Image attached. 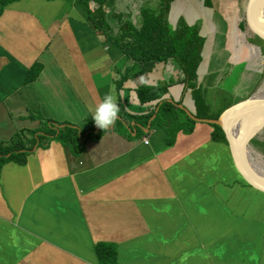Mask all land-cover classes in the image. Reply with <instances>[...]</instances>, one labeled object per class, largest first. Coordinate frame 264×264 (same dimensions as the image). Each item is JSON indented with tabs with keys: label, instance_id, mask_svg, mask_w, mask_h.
<instances>
[{
	"label": "crops",
	"instance_id": "1",
	"mask_svg": "<svg viewBox=\"0 0 264 264\" xmlns=\"http://www.w3.org/2000/svg\"><path fill=\"white\" fill-rule=\"evenodd\" d=\"M119 1L105 4L113 35L117 18L135 14ZM180 1L175 16L171 4L169 23L182 18L193 26V0ZM202 7L206 42L198 79L209 103L210 91L229 72L231 55L223 42L230 30L219 13ZM0 10V145L18 132L37 130L44 120L86 132L77 157L52 140L35 144L24 166L9 162L1 168L0 264H99L94 246L101 242L116 245L117 264H264V190L246 182L227 145L211 141L208 124L177 134L171 147L157 125L134 140L142 127L134 118L155 106L137 99L144 81L174 82L165 99L194 113L190 91L175 84L171 62L157 65L146 79L129 75L117 90L124 55L96 33L84 8L65 0H0ZM139 18L140 9L136 22L121 25L138 28ZM259 18L253 17L251 32L260 29L254 47L264 49ZM237 49L241 70L258 83L264 56ZM36 64L40 73L25 83ZM105 94L114 97L116 120L134 139L115 130L116 121L98 140L88 138L95 129L92 113Z\"/></svg>",
	"mask_w": 264,
	"mask_h": 264
},
{
	"label": "trees",
	"instance_id": "2",
	"mask_svg": "<svg viewBox=\"0 0 264 264\" xmlns=\"http://www.w3.org/2000/svg\"><path fill=\"white\" fill-rule=\"evenodd\" d=\"M65 1L84 8L87 20L92 24L96 33L103 40L114 43L122 51L124 55L122 68L124 69L119 70L120 72L117 73L115 78V88L117 90L122 89L124 82L129 79V75H131L130 79L137 77L146 79L147 75L157 65H166L171 62L172 69L177 77L175 84H183L184 91H190L195 109L193 113L195 118L216 120L224 111L214 115L207 103L205 88L198 79V69L202 63L206 42L205 38L200 34L199 26H189L182 18L177 21L175 26H172L168 21L169 10L174 0H141L144 4H147L140 9L139 22L141 25L138 28L130 22L121 25V18L119 17L117 21L120 26L115 35L112 33L109 21L105 18L107 13L105 4L110 0ZM2 3L5 5L6 1ZM203 5L209 9L214 8L213 0H203ZM213 11L216 13L218 10ZM258 16L261 22L259 28L264 27V17L261 14ZM230 33L226 35L223 48L231 54V60L234 54L236 57L238 56V49L234 31L232 30ZM250 49L254 50L257 55L262 54L264 56V53H261L264 49H255L254 42H252ZM235 59L237 61V58ZM126 63H128V66ZM41 69V65H34L29 71L25 83L35 80ZM173 83L147 85L144 81L138 85L136 93L139 103L141 105L155 103V106L147 115L134 118L135 123L142 126L136 129L135 139L132 138L129 129L127 130L124 123L120 120H116L114 129L125 134V137L129 140L147 137L149 133H144L143 128L150 118L155 115L150 123V129L154 125L161 128L165 133V143L168 147L173 146L177 134L190 135L196 122L191 120L174 103L165 99L168 89ZM180 103L181 101H178L176 104ZM156 109L157 111L155 112ZM209 126L213 129L211 141L227 145L222 130L215 125ZM94 128H96V125L93 126ZM98 130L96 134L89 132L88 138L98 140L103 131L99 128ZM262 130H264V126L260 131ZM80 134L81 137H79ZM84 134L86 132H81L72 124L44 120L37 130L18 132L7 145H0V172L1 168L9 162L24 166L35 144H37V147H43L45 143H49L52 140L61 143L69 149L73 156L77 157L83 153L84 143L81 139ZM252 141L254 140L252 139ZM94 252L99 264H117L116 245L97 243L94 246Z\"/></svg>",
	"mask_w": 264,
	"mask_h": 264
},
{
	"label": "water",
	"instance_id": "3",
	"mask_svg": "<svg viewBox=\"0 0 264 264\" xmlns=\"http://www.w3.org/2000/svg\"><path fill=\"white\" fill-rule=\"evenodd\" d=\"M263 9L264 0H247L242 14L238 18L234 36L237 46L241 48L242 53L245 55L249 54L252 42L261 40L260 35L262 33L257 29V35H254L251 28H253L254 23L253 17H257ZM257 49L260 48L257 47ZM260 92L261 90L227 108L216 120L195 118L182 105H178V107L196 123L218 126L224 133L229 154L236 169L250 186L264 190V166L254 163L249 145L264 126V98L259 97ZM154 117L155 115L150 118L146 127L143 128L145 133L149 131L150 123ZM245 117H250V119L245 120L247 119ZM93 132L97 133L98 128H95ZM85 137L86 135L83 141Z\"/></svg>",
	"mask_w": 264,
	"mask_h": 264
},
{
	"label": "rangeland",
	"instance_id": "4",
	"mask_svg": "<svg viewBox=\"0 0 264 264\" xmlns=\"http://www.w3.org/2000/svg\"><path fill=\"white\" fill-rule=\"evenodd\" d=\"M178 0V3H172V15L175 16L180 10L182 3ZM125 2L130 4V7L135 10V14L129 18L121 17L122 21L131 20L133 23L136 22L138 16V10L142 7H145L147 4H144L141 0H120L119 3L125 5ZM246 3V0H213V7L207 12L211 13L213 10H218L216 13H219L220 18L229 25L230 32L233 30L236 31L237 21L240 15L242 14L243 7ZM202 7V0H193V25L202 26L200 8ZM204 7V6H203ZM202 7V8H203ZM203 10V9H202ZM176 11V12H175ZM208 16V15H207ZM228 19V20H227ZM260 20V18H259ZM120 23V24H121ZM124 24V23H123ZM209 31V30H207ZM207 33V32H206ZM231 35V33H230ZM231 42V41H230ZM231 55V54H230ZM235 54L228 60V65L226 66V71L229 72L226 76L223 77L221 83L216 85V88L210 91L212 95L209 98V106L211 111L215 114L221 113L223 110L241 102L242 100L247 99L249 96L253 95L257 91L264 89V76L257 83L256 80H251L245 76L240 66L238 65L239 60ZM213 93V94H212ZM174 103L173 101H170ZM177 107L180 104L174 103ZM179 108V107H178ZM97 128V127H96ZM94 133V132H93ZM95 134V133H94ZM85 134L83 135L84 138ZM80 137V135H79ZM82 138V140H83ZM254 141L250 142V152L252 154H257L260 157V160L264 163V130L259 131L256 136L253 138ZM254 155V156H255Z\"/></svg>",
	"mask_w": 264,
	"mask_h": 264
},
{
	"label": "clouds",
	"instance_id": "5",
	"mask_svg": "<svg viewBox=\"0 0 264 264\" xmlns=\"http://www.w3.org/2000/svg\"><path fill=\"white\" fill-rule=\"evenodd\" d=\"M119 107L111 94H105L103 100L95 107L92 119L97 128L109 129L116 121Z\"/></svg>",
	"mask_w": 264,
	"mask_h": 264
},
{
	"label": "bare ground",
	"instance_id": "6",
	"mask_svg": "<svg viewBox=\"0 0 264 264\" xmlns=\"http://www.w3.org/2000/svg\"><path fill=\"white\" fill-rule=\"evenodd\" d=\"M260 14L264 17V9L262 10V12ZM259 97L260 98H264V89L261 90V92L259 94ZM245 118H247L245 120H249L250 119V117H245ZM235 131H236V128H235ZM254 155L255 154L251 153V156L253 158L254 163H256V164H258L260 166H264V163L260 160V157L257 154L255 156Z\"/></svg>",
	"mask_w": 264,
	"mask_h": 264
},
{
	"label": "built area",
	"instance_id": "7",
	"mask_svg": "<svg viewBox=\"0 0 264 264\" xmlns=\"http://www.w3.org/2000/svg\"><path fill=\"white\" fill-rule=\"evenodd\" d=\"M145 141V140H144Z\"/></svg>",
	"mask_w": 264,
	"mask_h": 264
}]
</instances>
